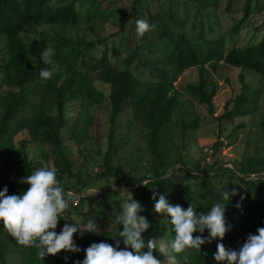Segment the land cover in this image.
Returning <instances> with one entry per match:
<instances>
[{"label":"trees","instance_id":"obj_1","mask_svg":"<svg viewBox=\"0 0 264 264\" xmlns=\"http://www.w3.org/2000/svg\"><path fill=\"white\" fill-rule=\"evenodd\" d=\"M102 1L0 0V191L7 187L9 195L22 194L29 187L21 182L27 175L41 167L57 169L65 191L79 195L78 204L61 217L59 233L66 223L79 225L75 217L86 223L93 219L97 227L99 219L92 214L103 210L109 211L108 218L116 224L118 214L112 199L127 188L144 209L139 214L150 223L143 233L145 241L156 239L154 231L163 218L170 239L175 236L170 217L154 211V191L185 210L192 204L197 212L207 213L215 203L223 202L231 225L224 239H212L200 251L175 254L180 264H222L214 259L218 243L238 250L249 234L264 227V121L254 122V114L261 111L262 90L252 88L244 74L250 70L264 82V31L256 41L236 45L243 27L252 26V17L264 11V0H226L220 13L221 0H130L127 13L117 7L105 9ZM219 15L227 16L229 22L221 33L217 32ZM137 19L155 24V30L138 36ZM42 24L48 27L42 29ZM107 24L116 30L107 31ZM252 29L254 38L260 27ZM124 36L129 37V47ZM49 45L55 50L52 65L40 59ZM123 47L129 51L126 57ZM219 63L241 69L240 88L224 102L223 112L214 116L213 98L219 83L211 71ZM53 65V78L42 80L40 69ZM192 67L198 69V77L185 86L190 95L185 101L175 82ZM95 81L108 86L106 132L90 110L97 105L91 96ZM192 102L205 105L207 114L217 122L210 162L204 155L185 159L187 144L200 125ZM74 105L79 111L69 121L66 110ZM236 118H249L251 125L259 126L261 147L242 154L228 167L215 155L223 143V122ZM244 125L240 121L226 137L231 139ZM133 134L143 146L136 145L134 154L125 159L126 147L135 145L130 141ZM69 139L82 146V161H71L65 153L63 142ZM32 144L47 147L41 151L42 162L28 156L26 147ZM17 146L20 159L13 157ZM92 164L99 171L90 169ZM97 181L112 183L114 188L105 185L97 195H80ZM233 188L238 194L224 201L221 192ZM88 201L94 203L89 211L85 210ZM102 231H83L81 235L78 230L75 243L86 249L92 243L105 242V234L110 232L116 241L109 244L115 246L119 241L124 247V238L119 236L123 225ZM202 235L209 237L208 230ZM39 251L19 245L0 222V264H10L12 256H17L19 264H78L85 258L84 251H61L41 259Z\"/></svg>","mask_w":264,"mask_h":264},{"label":"clouds","instance_id":"obj_2","mask_svg":"<svg viewBox=\"0 0 264 264\" xmlns=\"http://www.w3.org/2000/svg\"><path fill=\"white\" fill-rule=\"evenodd\" d=\"M47 27V24L41 25L42 29ZM155 27V24L145 19L136 20L138 36L143 37L145 33L155 30ZM54 54V48L49 45L40 59L52 65L51 57ZM55 70V65L40 69L39 77L42 80L52 79ZM21 182L29 185L22 194L9 195L7 187L0 191V222L19 245L40 249L38 256L41 259L55 256L61 251H84L85 258L78 264H180L175 254L184 253L187 249L200 251L201 245L211 243L212 239L219 238L222 241L231 228L225 217L226 204L223 202L215 203L207 213L197 212L192 204L185 210L178 204H171L165 195L154 191V211L170 217L174 238H149L145 241L143 233L150 228V223L139 214L144 209L131 195L129 201L122 205V213L116 216L119 224L123 225L119 236L124 238V247L121 248L117 241L115 246L99 242L81 249L76 245L74 235L78 230L81 235L83 231L96 232L97 227L94 220L90 219L83 227L66 223L57 233L61 216L69 210L70 203L78 202L76 194L65 191L57 177V169L38 168ZM237 194L235 188L231 192H221L224 201H230ZM236 207L240 208L241 205L237 203ZM205 229L209 232L207 238L202 235ZM197 232L201 235H194ZM156 253L167 257V260L160 259ZM184 259L186 261L187 257ZM214 259L222 264H264V227L258 228L257 234H249L238 250L218 243Z\"/></svg>","mask_w":264,"mask_h":264},{"label":"rangeland","instance_id":"obj_3","mask_svg":"<svg viewBox=\"0 0 264 264\" xmlns=\"http://www.w3.org/2000/svg\"><path fill=\"white\" fill-rule=\"evenodd\" d=\"M56 1V0H52ZM91 1V0H89ZM226 0H221V4L219 7V13L223 10L224 4ZM130 0H103L102 6L105 9H113V8H121L125 13H127V10L125 9L126 6H128ZM94 5V4H93ZM155 7H153V10ZM219 21H220V27L217 29V32L221 33L225 31L226 26L228 25V17L225 15H219ZM264 11L261 14L254 15L251 19V22L253 23L252 26H246L243 27V29L240 32L239 38L236 41V45L238 46H245L246 43H248L251 40H257L258 36L264 31ZM256 25H259L260 29L256 33V36L253 38V29L252 27ZM107 31H114L116 30V26L113 24H107ZM92 37V36H91ZM93 38V37H92ZM124 43L125 46L129 47L131 45V42L129 40V37L124 36ZM99 49V48H98ZM97 49V52H98ZM129 51H125V47H123L122 56L126 57L128 56ZM209 66V64L207 65ZM241 69L236 67L227 66L223 63H219L217 65L216 70H212L211 74L212 76L217 80L219 83V89L216 93V95L213 98L214 106H215V112L214 116L219 115L223 112V104L224 102L236 94L239 91L240 88V82L238 79V74L240 73ZM245 80L250 84L252 88H261L262 90V105H261V111H258L254 114V122H258L260 120L264 121V82L260 81L261 78L253 73L250 70H245ZM198 77V69L196 67H192L187 69L185 72H183L175 82V87L180 90V98L182 100H187L190 98V95L186 92L185 86L188 83L194 82L197 80ZM94 87L92 88L91 96L97 100L96 106H92L90 108L91 112L97 117V124L100 125V128L103 132H106L107 130V120H108V109H109V102L107 99L108 94V86L99 82H94ZM104 97L102 96V94ZM102 98V99H101ZM194 105V109L196 110L197 114L200 117V125L198 128L193 131L192 133V139L187 144V150L186 153L188 156L185 158L186 160H195L196 157L200 155H204L207 162H210L213 158H211V152H212V144L217 139L218 134V127L217 122L213 118L214 116H209L207 114V110L205 105H198L194 102H192ZM79 108L77 105L72 106L71 108H68L66 110L67 116L69 117V121H71L74 116L78 113ZM240 121H243L245 123L244 127L239 128L236 132H233L231 139L227 138L226 136L230 134L233 127H235ZM223 134L221 139L223 140V143L220 145L218 151L216 152L215 157L221 159L223 163H225V166L232 167L234 161H238L242 154H252L256 149H260L261 147V136H260V128L258 125H251L249 118H236L233 122H223ZM69 133L66 131L65 136H68ZM17 136L16 138H18ZM131 146L126 147V152L123 154V157L125 159H130L131 155L134 154V147L143 146V142L138 139L137 135L133 134L130 136ZM105 138L102 139V147L103 150L105 148ZM46 146H41L38 144H32L27 145L26 152L28 156L34 160L41 161V151L46 150ZM82 146L78 145L74 142V140H65L63 142V149L65 153L68 155L69 159L74 162H80L82 161V156L79 152V149H81ZM260 153L262 151L260 150ZM22 156V152L20 148L17 146L15 149L13 157L15 159H20ZM51 163V162H49ZM90 169H93L94 171H99V167L97 165L92 164L90 166ZM114 188V185L112 183H105L104 181H97L95 182V185H92L87 193H99L101 190L99 187H107ZM131 194L129 193V190L126 188L124 191H122L119 195H116V198L112 199L113 206H114V212L117 214H120L119 210L122 209V205L127 203V199ZM115 196H110V198H113ZM92 207H94L93 201H88L85 204V210L89 211ZM93 209V208H92ZM108 210H103L102 212L94 215L92 214V217L98 218V226L97 229L108 231V229L114 228L118 229L122 226V224H119V221L116 220V224H113L110 219L108 218ZM91 214V213H90ZM75 219L78 220L80 223L79 226L83 227L86 222L80 217H75ZM159 219H162V216L159 217ZM163 223H161L160 228L156 229L155 237L156 239H170L168 235V225L163 218ZM105 231H102V234L105 233ZM110 231H114L113 229ZM105 242L112 243L116 241V237L110 233L107 232L106 234ZM104 235V238H105ZM103 238V235H102ZM165 260H167V257H164ZM10 264H19L17 260V256H12L10 259Z\"/></svg>","mask_w":264,"mask_h":264},{"label":"built area","instance_id":"obj_4","mask_svg":"<svg viewBox=\"0 0 264 264\" xmlns=\"http://www.w3.org/2000/svg\"><path fill=\"white\" fill-rule=\"evenodd\" d=\"M87 191H88V189L85 191V192H82L80 195L81 196H85V195H91V192L90 193H87ZM89 192V191H88ZM99 193H101V192H99ZM99 193H92L93 195H97V194H99ZM77 195V194H76ZM78 196V199H79V195H77ZM78 204V202L77 203H70V207L71 206H75V205H77ZM69 207V208H70ZM66 214H64V215H62L61 217H64Z\"/></svg>","mask_w":264,"mask_h":264}]
</instances>
